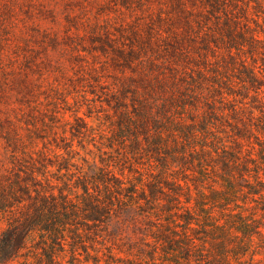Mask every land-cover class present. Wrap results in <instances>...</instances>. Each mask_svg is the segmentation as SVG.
Masks as SVG:
<instances>
[{"label": "trees", "instance_id": "16d2710c", "mask_svg": "<svg viewBox=\"0 0 264 264\" xmlns=\"http://www.w3.org/2000/svg\"><path fill=\"white\" fill-rule=\"evenodd\" d=\"M175 6L163 31L115 53L121 76L113 83L102 82L97 67L85 79L91 94L105 96L101 103L114 105L110 148H130L159 179L147 181L135 167L129 175L140 177L116 173V163L83 170L74 138L88 129L78 116L84 126L71 139L48 143L30 129L24 137L10 117L0 120V264H247L246 256L253 262L263 248L255 238L264 243V114L233 105L234 122L223 125L230 132H220L202 73L221 87L238 71L242 89H264L257 66L264 62V23L250 18L264 15V0ZM191 60L201 73L190 75ZM225 86L234 96L236 83ZM216 207L223 208L219 217Z\"/></svg>", "mask_w": 264, "mask_h": 264}, {"label": "rangeland", "instance_id": "374dc122", "mask_svg": "<svg viewBox=\"0 0 264 264\" xmlns=\"http://www.w3.org/2000/svg\"><path fill=\"white\" fill-rule=\"evenodd\" d=\"M175 3L176 0H0V120L10 117L24 137L30 129L35 138L43 137L48 143L55 138L58 141L61 137L71 139L72 132L77 133L84 126L75 120L78 116L87 123L88 129L84 136L74 138V146L80 152L75 161L83 170L90 172V165L102 167L116 163V173L121 169L126 176L140 177L135 173L129 175L128 170L135 167L145 180L159 179L157 171L150 175L149 163L144 157L132 158L130 148H110L114 105L101 103L105 96L102 95V99L101 95L91 94L93 90L85 79L97 67L102 82L113 83L121 76L120 68L114 64L115 53L142 45L149 35H156L165 28L163 23L176 14ZM254 7L252 3V14L256 13ZM259 15V18L253 15L250 18L263 25L264 15ZM261 29L258 32L264 38ZM193 61L199 64L191 60L189 73L197 75L201 70ZM257 66L263 73L258 78L264 81V62L258 61ZM202 74L206 79L203 87L210 90V93L207 90L208 103L216 104L211 123L221 129L220 132H230V128L223 125L227 121L234 122L235 115L230 110L233 105L243 107L244 113L253 110L257 118L262 117L264 112L259 109L264 110V89L259 94L248 84L245 86L248 89H242L238 71H234L229 73L225 83H236L235 94L227 96L226 84L220 85L221 90L219 85L212 84L213 74ZM96 89L101 91L99 87ZM208 109L204 105V111ZM218 135L230 145L224 133ZM36 141L42 148L41 138ZM51 149L58 153L54 146ZM72 171L76 172V169L72 168ZM195 176L201 177L199 173ZM188 177L195 179L191 172ZM210 182H204L205 187ZM55 183L59 188L62 186L58 180ZM192 183L196 181L190 182L194 189ZM65 191L69 193V190ZM239 204L244 205L242 197ZM222 209H214L216 216H221ZM252 213V210L247 212L248 215ZM261 214L259 211L256 218L261 220ZM137 239L133 237L139 242ZM255 240L263 248L259 249L253 262L250 253L245 260L247 264H264V243L258 237ZM120 256L124 257V254Z\"/></svg>", "mask_w": 264, "mask_h": 264}]
</instances>
